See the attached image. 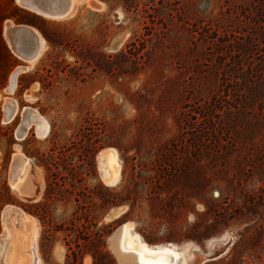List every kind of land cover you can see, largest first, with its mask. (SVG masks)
<instances>
[{
  "label": "rangeland",
  "instance_id": "1",
  "mask_svg": "<svg viewBox=\"0 0 264 264\" xmlns=\"http://www.w3.org/2000/svg\"><path fill=\"white\" fill-rule=\"evenodd\" d=\"M72 12L0 0V249L6 229L22 236L13 208L36 221L39 264H137L118 250L124 225L188 247L174 264H264V0ZM7 24L45 42L36 61L14 53ZM23 161L30 196L12 188Z\"/></svg>",
  "mask_w": 264,
  "mask_h": 264
},
{
  "label": "bare ground",
  "instance_id": "2",
  "mask_svg": "<svg viewBox=\"0 0 264 264\" xmlns=\"http://www.w3.org/2000/svg\"><path fill=\"white\" fill-rule=\"evenodd\" d=\"M78 1L79 0H71L73 9ZM17 2L22 4V0H17ZM89 5H92V1H89ZM73 9H71L69 16L73 13ZM9 25L12 26V24H7L6 29ZM5 35L10 41L12 50L17 54L29 57L25 58L31 62L37 60L45 47V42L42 39H39L38 36L35 41H30L25 36H20L17 38L18 43L16 44L8 32H6ZM9 117L10 116H8L7 119H9ZM26 122L27 121L22 124V129L20 131V133L22 132V136L28 126ZM36 122L42 126V136H45L48 132L47 123H45L40 116L36 117ZM109 151L110 150L106 151V153ZM108 154L110 155L112 163H105L101 166L103 170V179L109 184H115L119 179V165L116 159L117 156L111 152ZM27 162L23 161L20 170L18 172L16 171V176L12 175V188L18 192L19 195L23 196H30L32 194V188L28 184L25 177V171L28 165ZM10 212H12L10 214L15 217V221L18 220V222L21 223L19 230L22 236L19 237L18 244L13 235L8 231V229H6L4 240L1 242L0 264H27V261L28 264H39V256L37 255L36 245L38 238V227L36 226V221L18 209L15 210L12 208ZM7 214L8 212L5 213V215ZM11 219L12 216L8 218V220ZM12 222L13 221L7 223L8 225H11ZM117 246L120 253L133 254L137 264H174L178 260H183L184 262L186 259V253L189 250L188 247L180 248L175 244L150 246L141 238L139 234L134 233L132 231V227L129 225H124L122 227Z\"/></svg>",
  "mask_w": 264,
  "mask_h": 264
},
{
  "label": "water",
  "instance_id": "3",
  "mask_svg": "<svg viewBox=\"0 0 264 264\" xmlns=\"http://www.w3.org/2000/svg\"><path fill=\"white\" fill-rule=\"evenodd\" d=\"M19 5L38 15L52 19H62L66 17L72 8L71 0H22V4ZM6 32L9 33L16 44L18 43L17 38H19L20 36H25L30 41H35V39L37 38V34L35 33V31L31 27L24 25H9L7 29L6 27L4 28V33ZM17 55L24 60H27V58H29L24 55ZM11 88L12 86L9 84L7 90H10Z\"/></svg>",
  "mask_w": 264,
  "mask_h": 264
}]
</instances>
